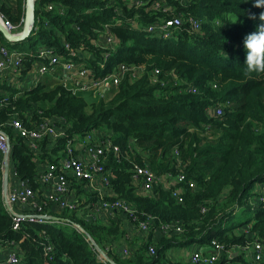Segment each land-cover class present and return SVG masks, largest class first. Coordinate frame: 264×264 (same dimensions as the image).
Masks as SVG:
<instances>
[{
    "label": "trees",
    "instance_id": "trees-1",
    "mask_svg": "<svg viewBox=\"0 0 264 264\" xmlns=\"http://www.w3.org/2000/svg\"><path fill=\"white\" fill-rule=\"evenodd\" d=\"M13 1L10 8L0 5V13L17 25L24 0ZM145 1L135 7L124 0H34L28 37L13 45L1 43L22 55L20 70L10 72L17 78L2 86L7 98L0 108V131L9 139L15 178L37 189L40 167L57 161L65 140L94 130L120 151L118 162L109 155L104 164L110 174V199L131 206L138 220L152 219L142 234L121 212L105 223L85 220L84 206L94 198L83 197L80 186L73 185L75 198L85 200L77 201L75 211L51 212L46 207L45 213L56 220L22 222L13 231L2 208L0 173V244L13 241L21 264H188L167 260V252L206 247L210 241L233 251L249 241L264 240V202L251 203L254 190L264 184V74L246 72L243 46L245 35L261 23L264 8L254 7L255 0ZM156 2L160 7L154 10ZM47 5L51 10H45ZM249 13L257 18L249 19ZM169 15L183 21L193 18L197 31L182 25L164 39L145 32L146 26ZM104 28L114 40L112 50L92 44ZM0 40L4 41L1 35ZM37 46L50 49L60 62L82 65L95 77L118 64L143 67V72L124 75L109 98L87 91L70 94L50 77L40 78L29 89H17V79L38 60ZM153 70L158 74L151 83ZM217 106L221 115L210 116L207 111ZM14 114L26 127L46 118L60 119L65 136L56 143L42 139L33 154L7 126ZM132 165L159 178L145 194L132 183ZM178 175L183 177L181 183L174 181ZM174 190L179 191V203L171 196ZM238 211L251 213V219L235 234L224 225ZM171 224L179 225L181 232L162 235L159 228ZM130 228L140 235L130 236ZM149 246L152 256L147 254ZM94 247L107 262L99 259ZM124 247L127 257L120 253ZM214 264H243V259L239 255Z\"/></svg>",
    "mask_w": 264,
    "mask_h": 264
},
{
    "label": "built area",
    "instance_id": "built-area-1",
    "mask_svg": "<svg viewBox=\"0 0 264 264\" xmlns=\"http://www.w3.org/2000/svg\"><path fill=\"white\" fill-rule=\"evenodd\" d=\"M112 1V0H108ZM130 6H142L147 3L145 0H124ZM180 1V0H179ZM11 0H0V5L12 7ZM159 3H153L151 8L159 9ZM52 5L45 7L46 11L51 10ZM162 12H168L164 8ZM167 19L161 22H155L144 28L145 32L157 34L161 38H167L172 32L179 31L182 25H185L189 32H196L198 22L191 17H186L183 21L179 16L169 15ZM22 23V19H20ZM0 24L10 34H16L18 24H12L5 16L0 13ZM16 29H15V27ZM95 48L100 50H112L114 40L107 29L98 33L95 40L92 41ZM71 56L76 53L64 46ZM35 56L38 59L32 64L30 71L26 74L28 80L34 86L42 77L55 78L62 89L75 94L76 92H91L95 95L111 96L115 91L122 77L126 74L140 76L143 67H133L125 64H118L110 72L103 76L95 77L87 68L74 62H60L58 57L52 51L45 47H39ZM22 55L16 51L7 50L0 44V72H12L17 74L21 68ZM101 68L102 65H99ZM158 74L157 70L151 72V83L155 82ZM193 93L194 90H187ZM3 100H0V108L3 106ZM210 116L219 117L220 108H211L207 111ZM7 126L12 130L13 135L18 137L33 154L37 153L38 143L42 139H48L51 143H56L65 136V128L60 119H43L40 122H33L30 127L24 126L23 122L14 114L8 121ZM109 155H112L116 162L119 160V148L111 143L109 138L96 131H90L81 137H72L65 140L62 150L58 154L56 162L42 166L39 171V186L48 187L47 191L39 193L37 189L32 190L25 182L17 181V186L12 190L5 192L2 197V208L10 218L11 229L18 231L22 222L28 224H44L53 222L52 216L45 213L46 207L51 208V212L56 211H75L78 207L77 199L74 195V186H80L83 197L91 195L94 200L84 206L82 216L85 220L107 222L115 212L123 213L131 224L134 225L137 232L146 233L149 230L151 218L138 220L135 217L134 209L124 201L112 198V192L109 189V172L104 169V164ZM9 160V139L0 131V172L2 167ZM178 166V163L177 165ZM131 180L138 192L145 194L150 191L152 185L159 181L152 172L145 167L137 165L131 166ZM13 173V172H12ZM14 176V174H13ZM15 178V176H14ZM175 183H181L183 177L178 175L174 179ZM38 186V187H39ZM191 187V185H190ZM256 197L251 203L264 202V184L259 185L256 190ZM179 203V191L174 190L171 194ZM110 199V200H106ZM79 204L85 202L84 199L78 201ZM18 208L21 210L18 211ZM53 209V210H52ZM204 212V209H201ZM79 231H81L78 227ZM159 231L164 236H172L181 232L179 225H162ZM247 233V227L243 230ZM90 244L91 240L86 239ZM13 241L0 244V264H21L20 254ZM45 248V252L49 251ZM95 249V248H94ZM97 251V249H95ZM121 256L127 257L128 250L121 249ZM147 254H154L153 247L147 248ZM242 256L243 264H261L264 262V240H252L242 247H236L233 251H225L224 248L215 241H210L206 247H191L186 256L188 264H214L221 260L231 262L236 256ZM99 259L104 261L99 254ZM107 262V261H104Z\"/></svg>",
    "mask_w": 264,
    "mask_h": 264
},
{
    "label": "clouds",
    "instance_id": "clouds-1",
    "mask_svg": "<svg viewBox=\"0 0 264 264\" xmlns=\"http://www.w3.org/2000/svg\"><path fill=\"white\" fill-rule=\"evenodd\" d=\"M253 6L264 8V0H255ZM248 18L255 20L257 17L249 13ZM259 20L261 23L257 25L256 30L246 34L243 40L246 51L244 65L248 74H264V12L259 14ZM225 55L227 57L226 53Z\"/></svg>",
    "mask_w": 264,
    "mask_h": 264
},
{
    "label": "water",
    "instance_id": "water-1",
    "mask_svg": "<svg viewBox=\"0 0 264 264\" xmlns=\"http://www.w3.org/2000/svg\"><path fill=\"white\" fill-rule=\"evenodd\" d=\"M33 2H34V0H24L22 26H21V30L19 33L10 34L0 24V35L4 39L5 42L9 43L10 45H13L15 43L22 42L23 40H25L28 37V35L32 29L33 20H34V18H33ZM6 173H7V167L4 166L3 171H2V181H1L2 182V184H1L2 195L5 194ZM52 220H56V219L52 218ZM97 252L101 255V258L104 261H108L102 252H100L98 250H97Z\"/></svg>",
    "mask_w": 264,
    "mask_h": 264
},
{
    "label": "rangeland",
    "instance_id": "rangeland-1",
    "mask_svg": "<svg viewBox=\"0 0 264 264\" xmlns=\"http://www.w3.org/2000/svg\"><path fill=\"white\" fill-rule=\"evenodd\" d=\"M21 22L18 23V27L20 26ZM22 26V25H21ZM15 27V26H14ZM16 29V27H15ZM9 44L3 40H0V44ZM39 48V46H37L36 50ZM35 50V52H36ZM28 80V76H24V78H18L17 79V82L14 84V86L20 90H25V89H28V84L25 83V81L27 82ZM108 98L110 96H107ZM251 219V213H243V212H236L232 218L230 220H228L226 222V224L224 225L225 228H230L231 231L235 234H238L239 232V227H240V224L244 223L245 221L249 220L250 221ZM237 228V229H236ZM142 234V233H141ZM142 236V235H141ZM17 249V247H16ZM18 250V249H17ZM190 248H187V249H177V248H172L170 249L167 254H166V259L167 260H170V261H184V256L185 254H187V251H189ZM19 252V251H18ZM20 254V253H19Z\"/></svg>",
    "mask_w": 264,
    "mask_h": 264
},
{
    "label": "crops",
    "instance_id": "crops-1",
    "mask_svg": "<svg viewBox=\"0 0 264 264\" xmlns=\"http://www.w3.org/2000/svg\"><path fill=\"white\" fill-rule=\"evenodd\" d=\"M12 2V6L14 5V1L11 0ZM26 75V74H25ZM17 77H14V75H12L10 72H7V71H4V72H0V100L3 99V98H7L6 96V91L2 89V86H6V85H11L14 80L16 79ZM24 77H22L23 79ZM25 83L28 84V89L30 87H32V84L30 83L29 80H27V82L25 81ZM18 89V88H17ZM7 167V173H6V184H5V192L7 191H10L12 190L14 187L17 186V179L14 178L13 176V170H12V165H11V162L8 160L7 161V164L4 165ZM4 166L2 167V171H3V168ZM43 169V167H40V171ZM2 171L0 172L1 173V181H2ZM2 184V182H1ZM48 187L46 186V188H44L43 186H39L37 191H39V193L43 192V191H47ZM1 194H2V191H1ZM21 210V208H18V211ZM128 231L130 232V236H132L133 234H138L140 235L139 233L135 232L133 229H128ZM187 254H188V251H187ZM187 254H185L184 256V261L186 262V256Z\"/></svg>",
    "mask_w": 264,
    "mask_h": 264
}]
</instances>
